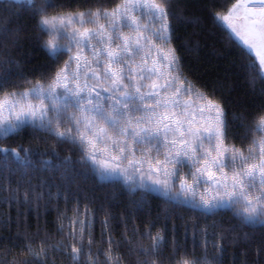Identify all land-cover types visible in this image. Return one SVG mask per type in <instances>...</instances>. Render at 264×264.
Instances as JSON below:
<instances>
[{
	"label": "snow or ice",
	"instance_id": "obj_1",
	"mask_svg": "<svg viewBox=\"0 0 264 264\" xmlns=\"http://www.w3.org/2000/svg\"><path fill=\"white\" fill-rule=\"evenodd\" d=\"M23 2L31 6L34 31L39 33L33 39L39 42L40 36L51 37L40 47L48 57L49 68L55 67L35 83L26 80V91H19L24 85L16 83L0 98V141L25 128H30L37 138L44 134L52 139L51 152L46 148L40 154V167L48 166L54 174L59 172L69 190L80 176H95L98 181L122 183L129 202L136 206L146 203L145 196L152 194L169 207L187 206L186 210L205 219L203 226L194 224L193 232L203 237L204 249L209 247L208 237L212 236L214 256L210 261L206 255L190 254L175 238L169 242L166 225L153 233L154 222H149L143 231L126 227L121 240L116 241L109 228L114 218L110 212H105L97 247L92 231L94 210L86 204L83 212L77 205L71 218L58 214L59 240L45 233L37 247L25 233V243L15 254H0L12 255L13 259L9 262L0 258V264H56L58 254H63L65 264H128L126 258L132 264H222L220 256L224 242L229 241V232L245 226L264 229V135L249 139L250 133H264V108L251 121L240 117L244 131L239 135L242 142L248 141L247 147L229 146L224 107L210 98L212 94L199 90L194 93V85L182 74L175 49L165 52L153 43L171 42V19H179L170 10L171 0H120L110 10L105 7L107 0H86L94 8L72 12L65 11L70 5L63 0ZM240 9L243 30L231 23ZM214 19L228 23L248 50L242 49V55L248 56L246 69L254 79L264 81V0H235L228 14H216ZM11 23L12 13L0 5V52L6 51L3 41L9 37L13 38V46L17 43L20 30L12 29ZM146 46L148 51L138 65L135 57ZM153 49L157 59L148 66ZM252 51L259 57V64L251 57ZM64 56L67 59L60 63ZM158 62L168 68L167 77L156 66ZM9 63L10 57L0 60V89L8 84L9 70L4 64ZM160 79L164 82L158 83ZM148 80L152 82L143 83ZM195 101L201 103L197 105ZM62 145H67L71 155L59 157L57 149ZM141 146L145 149L137 159ZM161 149L162 159L148 155L155 151L159 157ZM0 155L5 160L4 169L9 156L35 167L31 148H0ZM202 184L207 187L201 193ZM33 199L39 201L41 193L29 181L24 200L30 203ZM221 210L231 211L238 225L229 229L220 226L216 231V221H207ZM168 217L166 210L165 219ZM121 219L127 225V211ZM40 231L38 228L37 236ZM104 232H108L107 240ZM250 238L249 233H244L243 237L232 236L230 242H249ZM105 243L107 248L101 251ZM121 247L125 249L123 255ZM261 250L264 249H257V255ZM255 264H260L259 260Z\"/></svg>",
	"mask_w": 264,
	"mask_h": 264
},
{
	"label": "trees",
	"instance_id": "obj_2",
	"mask_svg": "<svg viewBox=\"0 0 264 264\" xmlns=\"http://www.w3.org/2000/svg\"><path fill=\"white\" fill-rule=\"evenodd\" d=\"M63 2L70 5L65 9L68 12L83 10L86 7L94 8V5L86 0H63ZM117 2L120 0H107L105 7L110 10ZM234 3L235 0H171L170 10L179 19H171L173 28L170 33L171 42L161 47L165 51L169 48L175 49L182 74L194 85L195 91L199 90L205 95L212 94L210 98L218 100L224 107L230 129L227 144L246 148L248 141L242 142L239 135L244 131L240 117L245 116L251 121L252 116L264 108V81L253 78L254 74L246 69L248 56L242 55L244 46L233 37L220 20L214 19L216 14L220 16L228 14ZM0 5L12 13L10 27L20 30L16 45H12L13 38L9 37L8 40L3 41V48L6 51L0 52V60L9 57L12 60V63L4 64V68L9 70V75L8 84L4 89H0V98H3L8 91L13 90L11 87L13 84L24 85L19 91H26L28 87L24 84L26 80L35 83L40 80L42 74L47 75L50 70H54L55 66L49 68L48 57L40 47L49 36H40L39 42L33 39L39 33L34 31L35 21L31 17V6L23 1L16 4L13 0H0ZM49 14H52L51 10ZM123 31L129 34L127 29ZM244 51L248 50L244 49ZM251 57L256 60L252 54ZM64 59L67 57H62L60 63H63ZM256 62L259 64L257 60ZM253 135L258 139L263 133H250L249 139ZM38 137L33 135L30 128H25L18 135L0 141V148L16 149L22 146L33 149L31 159L35 165L30 168L9 156L7 168L4 169L5 160L3 155H0V185L4 186V190L0 191V214H2L0 254L7 251L15 254L18 247L25 243V233L35 241L37 247L44 239L45 233L53 240H59L58 214H66L71 218L77 205L83 212L84 206L88 204L94 210L92 231L97 247L102 236L105 212H110L114 218L109 221V228L116 241L121 240L126 227L131 229L135 226L143 231L149 222H154L155 226L151 229L153 233L166 225L169 242L175 238L182 248L188 249L190 254L194 252L198 256L206 255L210 261L213 259L212 236L208 237L209 247L204 249L203 237L199 234L194 235L193 232L194 224L204 225L203 217H196L192 211L186 210L187 206L169 207L155 194L145 196L146 203L140 206L133 205L129 202L128 191L122 183L111 180L98 181L95 176H80L69 190L60 179L59 172L54 174L48 166L40 167V154L44 153L46 148L51 152L54 141L44 134H38ZM57 151L60 158L71 155L67 145H62ZM29 181L35 191L41 193L39 201L33 199L30 203L25 202L24 192L29 187ZM139 195L140 192L137 191V198ZM166 210L169 213L167 220ZM126 211L127 225L121 219ZM80 219L83 220L84 216L81 215ZM213 219L218 225L216 231H219L220 226L229 229L238 225L237 219L229 210H221L207 222L211 223ZM64 223L66 224L67 221ZM38 228L41 231L37 236ZM244 233L250 234L249 242L241 241L236 244L230 242L232 236L243 237ZM103 236L107 240L108 232H104ZM228 236L229 241L224 242V251L220 256L222 264H255L257 260L260 264H264V250L257 255V249H264V229L259 227L253 229L251 226H245L243 229L235 227ZM51 242L53 241H49ZM14 245L17 247H13ZM97 247L93 248L94 252ZM106 248L105 243L101 251ZM124 251L125 249L121 247V255ZM0 258L10 262L13 256L3 255ZM103 259V255H100V260ZM55 260L56 264H65L63 254H58ZM126 260L128 264H132L130 259L126 258Z\"/></svg>",
	"mask_w": 264,
	"mask_h": 264
},
{
	"label": "rangeland",
	"instance_id": "obj_3",
	"mask_svg": "<svg viewBox=\"0 0 264 264\" xmlns=\"http://www.w3.org/2000/svg\"><path fill=\"white\" fill-rule=\"evenodd\" d=\"M14 1V0H13ZM23 1V0H22ZM243 16V9H240L238 12H236V13H234V19L231 21V23H233L238 29H240V30H243V27H244V22H243V20L240 18V17H242ZM101 23H104V21L103 20H101L100 21ZM220 22L230 31V33L233 35V37L240 43V44H242L243 45V43H242V41H240L239 40V38L238 37H236V35L234 34V33H232V31H231V29L228 27V23L227 22H224V21H222V20H220ZM87 27H91V25H86ZM69 31H71V29H69ZM131 35H135V33H131ZM49 39H51V37H49ZM48 39V40H49ZM154 44H157L158 46H160L161 47V45H159V42H157V41H154ZM148 51V48H147V46L145 47V49H144V52H141L140 53V55L139 56H137V57H135V63L136 64H140L141 63V57L142 56H144V54L146 53ZM166 52V51H165ZM251 54L256 58V60L258 61V63H259V57L258 56H256V53H255V51H252L251 52ZM85 55H88V53L86 52L85 53ZM157 59V57H156V52H155V49H153V51H152V54L148 57V66H151V64H152V62L153 61H155ZM166 63V62H165ZM158 68H160L161 69V72L162 73H164V76L165 77H167V75H168V72H169V70H168V68L167 67H162L161 65H160V63L158 62L157 63V65H156ZM73 67H74V65H73ZM166 71H167V73H166ZM173 74V73H172ZM174 75V74H173ZM81 79H82V82H83V76L81 77ZM153 80H156V77H153L152 78ZM152 81L151 80H148V81H144L143 83H146V84H150ZM158 83H163L164 81H163V79H160V80H158L157 81ZM23 92V91H22ZM194 93H195V90H194ZM170 94V93H169ZM184 100H187L188 99V97H184L183 98ZM33 102H35V101H33ZM195 103L197 104V105H199L201 102L200 101H195ZM5 116H7V112L5 111ZM197 117H199V113H197ZM263 135H264V133H263ZM207 146V145H206ZM145 149V146H141L138 150H137V156H136V158L137 159H139L140 158V152L142 151V150H144ZM163 152H164V150L163 149H161V154H160V156L159 157H156V153H155V151H153L152 153H150V154H148V155H150L153 159H155V158H160V159H162L163 158ZM127 163V161H125V164ZM144 167L145 168H147L148 167V165H147V163H145V165H144ZM186 170V169H185ZM185 170H182V173L181 174H183V171H185ZM227 171V170H226ZM229 174V176H231V173L229 172L228 173ZM205 179H206V177H205ZM191 182V180L189 179V183ZM230 182V181H229ZM207 186L206 185H201V187H200V189H199V192H204V190H205V188H206ZM199 194V193H198ZM211 194V193H210Z\"/></svg>",
	"mask_w": 264,
	"mask_h": 264
}]
</instances>
